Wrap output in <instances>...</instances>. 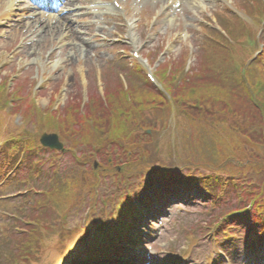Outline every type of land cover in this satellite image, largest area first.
I'll return each mask as SVG.
<instances>
[{"label":"rangeland","instance_id":"rangeland-1","mask_svg":"<svg viewBox=\"0 0 264 264\" xmlns=\"http://www.w3.org/2000/svg\"><path fill=\"white\" fill-rule=\"evenodd\" d=\"M9 1L10 0H0V16L3 11H6V6ZM76 2L79 3L80 1L76 0ZM125 2H127V6L131 9L130 12H127V17L128 19H134L135 22L133 30L140 41L138 44L140 45L139 50H142L143 55L150 61V70H155L156 72L159 65L169 58L172 60H180L181 63L184 55H186L187 49L191 48V45L194 48L193 67H196L199 62L198 55L200 44L201 42L203 43L206 32L204 31V25L211 26V23L217 25L215 12L228 5L234 4L240 9H246L243 0H206L204 8L194 9L193 11L185 7V9L180 12L179 10L176 12L178 8L177 4L172 5V8L164 7V9L161 0H125ZM78 5L83 6L80 3ZM87 5H89V3ZM82 12L83 11H81V13ZM175 13H179L178 21L176 19L173 23L166 21L167 15H173ZM138 16L141 18L140 20L137 18ZM122 18L123 17H119L117 20H123ZM155 19H157V23L153 24ZM113 21L117 23L115 18H113ZM123 22L126 24V21L123 20ZM114 23L110 25L104 24V27H106L108 31L118 30L117 36H113V33L109 34L108 37L111 39L108 41L93 40L94 32H92V34L89 32L79 33L78 35L81 36V38L83 37L84 39L93 41L92 50L87 53H81L79 50V43H77L76 52L72 43L68 44L69 37L68 32H66L65 24L51 25L43 18L31 20L26 17L22 18L18 15L1 17L0 86H2L1 84H3V82L11 83L5 89V93H9L8 96H10L11 93H16L17 95L28 97L30 101L36 99L40 106L45 109L49 108L56 99V103L60 109L64 107L65 104L70 103L73 97L75 99H81L84 95L87 99V90L90 91V94L92 90H98L100 93H103L106 85H112L113 82H118V77L125 76L129 78V74H136L138 80L143 83V75L139 70H134L136 63L134 62L135 58L131 55L132 49L134 48L127 39L129 27L116 26ZM54 26H57V28ZM59 27L62 29L61 34L57 31ZM187 27H189L188 31ZM99 31L100 27H96L95 33H99ZM122 37H125V39L121 41L120 38ZM128 50H130L131 54H129ZM258 68H261V65L256 64L253 66L252 71ZM100 70H103V77L109 75L110 79L105 78L102 82L100 79ZM257 72H254V74ZM185 75L186 74H182L183 77ZM262 76V74L261 76L258 74L250 78L247 77L252 81L258 80V78L264 79ZM42 77L46 78L47 81L44 82L42 85L43 87L41 86L40 88L39 85L43 83V80H41ZM37 84L38 86L36 87ZM21 105L22 102H19L13 111L20 116L16 119V124L13 119L7 116L6 119H4L5 115L3 113L0 115V135H2L3 138L10 139L16 132L25 134L23 131L24 128L33 129L35 127V125L32 126L27 121H25L27 123H24L25 119L20 109ZM175 109L174 107V110ZM174 113L175 112H173L172 115H166L161 125L157 122L158 130L166 128L165 132L157 133L161 137V148L164 150L163 157L166 156V151L170 144L175 145L177 156L184 150V148L178 149V147L182 144H189L190 141H208V146H203L204 141L200 143V145L203 147L204 153L211 152L213 155L212 158H214L215 152L218 153V151H225L231 148L230 144L226 143L217 145L214 137L215 134L211 130L205 131L204 126L202 127L201 125L200 127L194 125L187 126L186 118L178 117L175 115L176 113ZM229 122L235 123L236 120L229 119ZM169 126L173 127L174 130ZM258 126H261V124H258L257 127ZM222 129L227 130L229 127L226 124ZM248 130L251 131V129ZM222 132L232 136V132ZM31 133L34 134L35 131L33 130ZM3 138H0L1 142ZM63 141L67 143V140ZM238 147H242V145ZM135 150L136 149H133L134 152ZM142 150L143 149L139 148L135 153L140 155ZM237 150H239V148H237ZM46 153L47 155L51 154L50 151H46ZM118 153H121L122 156L125 157V160L128 158L126 156L127 154L125 155L121 150H119ZM241 155H244L243 157H248V150L247 153L241 151ZM39 157L42 158L43 156L40 155ZM256 165H258L257 162ZM80 171H84V168H79L75 165L74 167L72 165L68 166L67 162H65L62 175L65 176V172H70L69 178L74 179L77 177V174H80ZM26 172L25 170L24 173L23 167H21L19 177L12 179L10 184L8 183L6 192L13 194L21 192V194L16 197L15 200L5 197L3 199L4 201L0 200V211H3V208L7 209L6 205H4L6 203H8V205H14V208L17 210L22 205L20 204L23 197L22 191L30 186L38 189H45L51 185L52 180L48 178L50 173L47 168L41 171V174L46 173L45 178H38L37 181L28 178ZM9 177H11V175ZM69 178H67V180ZM99 185H101V198L98 197L96 199L97 202L91 200L90 196L89 201L81 204L76 210H69L68 213L66 211V214L62 212V209H59L57 213L54 208H50L48 205L47 220L51 223L50 231L52 234L49 233L48 239L39 242L43 243L45 248L43 253H38L36 255V264H60V259L58 257V240L53 238V236L55 234H62L63 231L60 232V228H63V220L65 221L66 228L62 240L61 237L59 238L61 240L59 245L60 248L63 247V244L66 242L69 247L74 248V257H78V253L81 251L84 252V244L78 240L79 233L77 231H80L81 226L87 224L86 222L89 221L91 215L94 217L97 216L102 208H108L110 211L113 210V201L110 202L108 206L102 207V195L110 196V194L112 195L115 191L121 190L115 184V179L113 177ZM172 187H174V190L171 189L170 191H176L179 197H177L176 200L174 199L171 204L170 202L168 203L169 205L165 209L166 212H164L163 215L159 214V216L153 218V222L148 221L146 223V227H144L146 229L140 233V235H142L141 237L139 234L132 237L134 242H137V246L133 248L135 252L152 256L156 264H161L162 261L168 260V255L171 253L170 250L174 253H181V255L187 254V264H248L250 262V256L244 252L247 243L245 235L247 220L244 222H237L239 226L236 230L239 231L238 234H240V236H237L231 243L225 241L222 236H219L221 241L215 240L212 234H209L210 230L207 228L216 216L227 212L237 203L236 194L231 193L227 195L218 206L212 207L204 204V197L206 195L203 192H196L194 189L186 193L182 186L176 185ZM104 189L106 191H104ZM143 190H146L144 183H142V187L138 192L140 193ZM115 194L120 195L121 192H116ZM115 194H113V199L116 201L118 197ZM134 195L137 196L140 194L137 193ZM166 197L167 198L164 200L165 203L168 200V196ZM178 207L182 209H178ZM35 212L39 213L40 211ZM104 213L106 216V212ZM61 215H66V217L60 218ZM5 220L6 225L4 229L7 232L9 227L13 232L29 230V225L27 223L24 225L21 222L14 221L12 218H5ZM39 221L41 222V220ZM40 222L39 224L41 225ZM1 223L0 221V225ZM231 223H233V221ZM16 225L20 226V230ZM6 226L9 227L6 229ZM3 234L4 232H1L0 229V237H2ZM69 234H72V236ZM66 235H68L67 241ZM9 239L10 236L8 235L7 241ZM84 239L86 243L90 245L97 244L100 241L95 234L89 233L85 235ZM9 244L7 242L3 244L0 238V264L5 263L2 256H4L6 252L8 253L9 249L12 247V245ZM47 245L50 246L46 248ZM64 248L62 250H64ZM254 260H256L255 257ZM78 261H81V259H77V262ZM261 263L264 264V258Z\"/></svg>","mask_w":264,"mask_h":264},{"label":"trees","instance_id":"trees-1","mask_svg":"<svg viewBox=\"0 0 264 264\" xmlns=\"http://www.w3.org/2000/svg\"><path fill=\"white\" fill-rule=\"evenodd\" d=\"M229 30L234 32L232 24H229ZM235 36L233 40H230L232 37H224L221 40L222 44L219 45L220 48L202 59L197 72L189 81L184 82L175 90L169 88L171 90V92L169 91L170 97L163 93L158 94L153 90L137 88V86L129 88V90L123 88L116 94L112 93L108 96L107 106L99 99L92 100L88 105L86 116L79 112L78 102L71 101L69 110L62 118L63 121L55 125L56 119L53 115H49L46 119L51 125L48 126L66 131L71 127V120L75 121L76 131L73 133L74 136L78 135L77 143L79 145L85 143L86 147L91 150L89 154L84 155L83 160L94 165L96 157L99 156L102 162L105 161L104 164L110 165L111 169H106L108 173L111 171L121 174L115 165L116 162L112 163L105 154L108 145H113L119 147L125 155L127 154L126 150L132 152V155L128 156L124 162H119V167L125 172L123 176H130L137 181H145L149 172L158 173L164 169L177 170L182 167L181 164L188 166L206 163L217 171L225 167L232 173L251 174L258 183L262 184L264 189V158H260L264 155V149H253L255 145L261 143L262 130L255 125L257 119L251 113L253 112L251 108L255 110L257 105L258 95L264 97V82L259 84L260 88L256 83L252 90L249 88L247 90L245 87H241L242 82L240 81L245 76L232 72L226 78L227 81L221 89L223 91L220 90V92L216 89V81L221 67L231 66L232 62L236 61L242 62L241 57L251 53V50L244 44L245 33L241 32ZM209 64L214 66L210 72L211 78L207 77L209 73L203 69ZM232 79L234 81L231 82ZM128 94L131 96H127ZM247 96L249 101L245 99ZM170 100L178 107L179 115L186 118L187 126H204L205 131L211 130L215 134L217 145L230 144L235 153L231 154L221 150L218 160H209L205 157V153L198 148L199 143L192 141L186 144L187 146L183 147V152L177 156L175 145L170 144L166 156L163 157L161 137L158 134H147L146 129L152 128L154 132L156 131L157 118L171 112ZM249 104H253L251 108ZM28 109L35 111L33 105H30ZM256 113L259 118L262 116L260 108ZM229 119H235L236 122L231 123ZM226 124L229 129H221ZM36 129L40 131L42 126L38 125ZM222 131H235V133L229 136ZM234 136L238 138L234 139ZM236 142H240L242 143L240 145L244 146L238 147L239 150H237V146H234ZM139 148L143 149L140 155L135 153ZM133 149H136L135 152ZM247 150L249 161L245 162L247 157H242L241 151L247 153ZM112 156L114 157V154ZM255 157L258 165L249 166L250 160ZM112 161H116V159L112 158ZM100 166L102 167V165ZM262 194L264 195V192ZM261 206H264V202L261 203ZM29 242L24 247L26 251L29 249Z\"/></svg>","mask_w":264,"mask_h":264},{"label":"bare ground","instance_id":"bare-ground-1","mask_svg":"<svg viewBox=\"0 0 264 264\" xmlns=\"http://www.w3.org/2000/svg\"><path fill=\"white\" fill-rule=\"evenodd\" d=\"M15 0H10L8 5L6 6V11H3L2 12V15L0 16L1 17H5V16H9L11 13L10 11L13 10V4ZM154 1H157V0H154ZM170 0H161V3L162 5L164 6L166 4V2H168ZM183 3H187V5H192L194 8H197V9H201L203 8V4L205 1H201V0H185V1H182ZM95 17H98V16H95ZM94 17V18H95ZM54 18V17H53ZM56 20L59 22H64L66 20H68V23L70 24L69 27H68V34H69V37H70V44L72 43V46L74 47V50L76 52V48H77V43H79V41L81 40V36H79L78 34L81 33V31H79V27H76L75 26V19L73 17V14H69V15H66V16H58L56 18ZM168 20H170L171 22L170 23H173L175 22V18L171 17V18H168ZM94 21L92 20V22L89 24L88 28H86L89 32V33H92L93 30H94ZM130 26H131V30H133V22L130 23ZM57 32V31H56ZM61 34V32H59ZM58 34V32H57ZM133 37H134V40L133 42L134 43H138L139 39L137 38V35L135 34V32L132 33ZM59 36V34H58ZM80 45V44H79ZM84 48L85 51L88 50L89 48V44H87L86 42H83L82 41V46L80 45V50Z\"/></svg>","mask_w":264,"mask_h":264},{"label":"water","instance_id":"water-1","mask_svg":"<svg viewBox=\"0 0 264 264\" xmlns=\"http://www.w3.org/2000/svg\"><path fill=\"white\" fill-rule=\"evenodd\" d=\"M55 137H46V138H44V141L45 142H48V143H55Z\"/></svg>","mask_w":264,"mask_h":264}]
</instances>
